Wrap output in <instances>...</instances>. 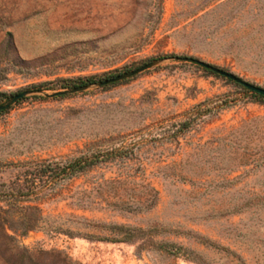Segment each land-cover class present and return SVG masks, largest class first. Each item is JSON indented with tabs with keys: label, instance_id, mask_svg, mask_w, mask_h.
<instances>
[{
	"label": "rangeland",
	"instance_id": "rangeland-1",
	"mask_svg": "<svg viewBox=\"0 0 264 264\" xmlns=\"http://www.w3.org/2000/svg\"><path fill=\"white\" fill-rule=\"evenodd\" d=\"M184 58L264 88V0H0V105L29 92L0 114V191L97 160L9 209L61 230L0 233V264H264V102Z\"/></svg>",
	"mask_w": 264,
	"mask_h": 264
},
{
	"label": "trees",
	"instance_id": "trees-1",
	"mask_svg": "<svg viewBox=\"0 0 264 264\" xmlns=\"http://www.w3.org/2000/svg\"><path fill=\"white\" fill-rule=\"evenodd\" d=\"M209 72V71H207ZM211 75L215 77H220L214 73L209 72ZM223 78V77H221ZM240 86V85H239ZM242 90L246 93L251 94L252 97L257 100L264 102V97H261L255 93H251L244 87L240 86ZM41 91L37 89V92ZM22 100V99H21ZM20 101V100H19ZM6 110L1 111V113L6 112ZM189 120L182 121L178 124V131H182L186 129L189 125ZM97 160L94 159L93 155L83 154L77 157H72L66 159L61 162H51L47 165H37L31 164L29 168L26 170L28 173V181L26 184L28 185V193H24L23 185L20 181H17L12 186H8L0 191V233L3 238L9 241H14L15 236L17 234L24 235L28 232L40 230V229H50V231L59 232L61 229L56 224L55 219L45 216L38 207H32L29 209V213L27 216V225H22L19 223L22 221L23 216L18 217L11 216L10 221L6 219V217L10 214L9 209L14 208L17 203L21 202L24 195H36L38 190H45L49 194H53L57 185L65 180L70 179L85 170L91 168L95 165ZM5 187V185H1ZM6 204L8 210H4L1 207V204ZM12 212V211H11ZM12 215V214H11ZM3 216V217H2ZM16 219V220H15ZM12 222V223H11ZM14 222V223H13ZM10 232L11 234H9ZM14 248V247H13ZM15 253H19L18 247L14 248Z\"/></svg>",
	"mask_w": 264,
	"mask_h": 264
},
{
	"label": "water",
	"instance_id": "water-1",
	"mask_svg": "<svg viewBox=\"0 0 264 264\" xmlns=\"http://www.w3.org/2000/svg\"><path fill=\"white\" fill-rule=\"evenodd\" d=\"M175 60H180L179 57H175ZM185 60H188L190 62H193L201 67H203L205 70L214 73L220 77H223L225 79H228L234 83H236L237 85H240L242 87H244L245 89H247L248 91H250L251 93H255L261 97H264V88H261L259 86L253 85L251 83H248L244 80H242L241 78L237 77L236 75L227 72L221 68L215 67L213 65L207 64L205 62H202L200 60L194 59V58H184ZM158 63V61H152L150 63H146L138 68H135L131 71L125 72V73H121L118 74L116 76L104 79L99 81L98 83H96L97 86L99 87H105V86H110V85H114L116 83L128 80L152 67H154L156 64ZM88 88V85H84V86H78L75 88H72L70 90H65V91H61V92H57L54 93L52 95H47L48 97H56V96H64V95H68V94H75V93H79L82 92L84 90H86ZM29 94L28 91H23L20 93H17L15 95H13L11 98H9L7 100L6 103L0 105V112L4 111L6 109H8L12 104L16 103L17 101L21 100L22 98L26 97Z\"/></svg>",
	"mask_w": 264,
	"mask_h": 264
}]
</instances>
